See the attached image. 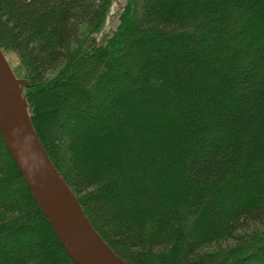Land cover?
<instances>
[{
    "label": "trees",
    "instance_id": "1",
    "mask_svg": "<svg viewBox=\"0 0 264 264\" xmlns=\"http://www.w3.org/2000/svg\"><path fill=\"white\" fill-rule=\"evenodd\" d=\"M112 1L0 0L50 162L128 264H264L222 250L264 225V0H124L100 35ZM0 264H73L1 135Z\"/></svg>",
    "mask_w": 264,
    "mask_h": 264
},
{
    "label": "water",
    "instance_id": "2",
    "mask_svg": "<svg viewBox=\"0 0 264 264\" xmlns=\"http://www.w3.org/2000/svg\"><path fill=\"white\" fill-rule=\"evenodd\" d=\"M107 26L103 28L105 31ZM0 135L62 249L74 264H127L96 233L41 148L0 50Z\"/></svg>",
    "mask_w": 264,
    "mask_h": 264
},
{
    "label": "rangeland",
    "instance_id": "3",
    "mask_svg": "<svg viewBox=\"0 0 264 264\" xmlns=\"http://www.w3.org/2000/svg\"><path fill=\"white\" fill-rule=\"evenodd\" d=\"M124 0H113L112 3H111V6H110V9H109V13L107 15V20H106V24L105 26L109 27L108 28V31L107 32H103L101 33V35L103 34H109L113 31H115V29L117 28V25H118V14L120 13L121 9L123 8L124 6ZM104 26V27H105ZM106 27V28H107ZM106 30V29H105ZM101 36L98 35L97 36V39L99 40ZM1 50V49H0ZM3 53V52H2ZM4 57H5V60L7 61L8 65H9V68L14 76V78L16 80H18L20 82V86L22 85L23 83V80H24V72H23V68L21 66V64L19 63L17 57L9 52V51H5L3 53ZM115 69L118 70L119 69V66L117 64L114 65ZM24 89V87H23ZM20 88V93H21V96H22V99H23V103H24V108H25V111H26V114H27V117L29 119V122L31 124V127L33 129V132L41 146V148L43 149L45 155L47 156L45 150H44V147L41 143V141L39 140L38 136L36 135V132H35V129L33 128V125H32V122H31V116H33V118L35 117V114L34 113H31L30 111V106H29V103L27 102L26 100V97H25V92L24 90ZM33 114V115H31ZM35 122H36V127H39L38 126V121L34 118ZM54 131V135L57 136L56 134V131ZM48 158V156H47ZM49 159V158H48ZM50 161V160H49ZM51 163V162H50ZM52 164V163H51ZM53 166V165H52ZM63 168H64V171L65 170V167L63 165ZM55 169V168H54ZM56 170V169H55ZM57 172V170H56ZM57 174L60 176L59 172H57ZM60 178L63 180V182L68 186V188L71 190L72 192V188L70 186V182H69V178L68 177H64L62 178L60 176ZM73 195L78 199L81 198L83 196V194H80V195H76L74 192H73ZM85 214V213H84ZM89 223L91 224V226L93 227V229L96 231V233L101 237V239L107 244V246L114 252L119 250L118 248H116L114 246V244L109 240V238L107 236L104 235V231L103 229L101 228V225L100 223L94 219V218H88V216H86ZM93 222V224H92ZM40 236V235H39ZM56 236V235H55ZM264 237V225L262 226H259V227H252L250 228L248 231H245V232H240V233H237L236 234V238L232 241H229L227 242V244L222 247V250L224 249V252H227V251H230V250H233V249H236L238 250L239 248H241L243 245H251V243L253 241H256V240H259V239H262ZM41 238V236H40ZM105 239V240H104ZM221 250V252H222ZM64 251V250H63ZM135 252V251H134ZM133 251L130 252V253H134ZM217 246L216 245H210L208 247H204L202 250H201V254H203L201 256V259L205 260V259H213V257L217 256L218 254H223L221 253ZM136 253V252H135ZM66 254V253H65ZM69 258V257H68ZM70 259V258H69ZM122 259V258H121ZM123 260V259H122ZM203 260H200L199 262L203 261ZM127 263V262H126ZM74 264V263H73ZM128 264V263H127ZM182 264H186V263H182ZM206 264V263H204Z\"/></svg>",
    "mask_w": 264,
    "mask_h": 264
},
{
    "label": "bare ground",
    "instance_id": "4",
    "mask_svg": "<svg viewBox=\"0 0 264 264\" xmlns=\"http://www.w3.org/2000/svg\"><path fill=\"white\" fill-rule=\"evenodd\" d=\"M108 28H109V27H107L106 30H105L104 32H107V31H108Z\"/></svg>",
    "mask_w": 264,
    "mask_h": 264
}]
</instances>
